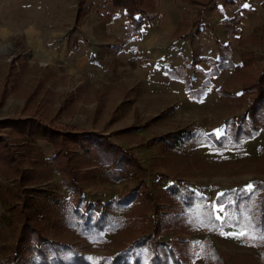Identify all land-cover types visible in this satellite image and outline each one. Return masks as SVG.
<instances>
[{
	"label": "rangeland",
	"instance_id": "1",
	"mask_svg": "<svg viewBox=\"0 0 264 264\" xmlns=\"http://www.w3.org/2000/svg\"><path fill=\"white\" fill-rule=\"evenodd\" d=\"M154 1L157 17L145 20L140 35L125 44L124 10L114 8L110 0H87L92 9L79 20L78 0H0V142L29 178L24 186L31 191L25 198L45 209L39 222L42 235L71 244L92 260L113 256L133 238L150 234L190 251L188 264H214L210 246L220 253L222 260L216 264L227 258V264H264V241L256 245L254 239L229 235L243 231L232 225L194 226L179 220L156 228L162 214L182 207L165 189L172 182L213 202L224 190L245 187L254 178L264 180V122L257 136L235 145L218 148L208 141L210 135L217 136V129L224 134L227 118L233 120L229 132L236 125L253 130L249 116L254 93H243V86L255 82L264 69L263 0ZM198 9L203 13L194 23ZM238 10L242 19L226 30L225 18ZM201 57L224 62L229 58L232 67L207 76L210 67ZM186 59L197 63L186 66ZM165 69L178 77L187 75L192 90L205 79L210 86L199 98L190 95ZM26 118L58 132L106 135L130 150L142 170L135 178H115L78 146L69 147L67 161L64 156L54 159L53 146L37 140L45 157L41 162L35 151L29 154L20 147L12 129ZM180 129H199L206 141L167 149L156 139ZM4 176L0 174V184L12 187L14 177ZM132 192L136 198L119 206L117 202ZM262 194L260 190L256 199ZM79 199L101 202L107 219L103 230L83 233L84 224L73 216L74 209L88 212L77 204ZM107 202L109 207L103 205ZM89 210L95 211L94 206ZM214 212L224 218L223 210ZM3 213L9 212L0 204ZM15 234L0 229V261L11 258Z\"/></svg>",
	"mask_w": 264,
	"mask_h": 264
},
{
	"label": "trees",
	"instance_id": "2",
	"mask_svg": "<svg viewBox=\"0 0 264 264\" xmlns=\"http://www.w3.org/2000/svg\"><path fill=\"white\" fill-rule=\"evenodd\" d=\"M110 2L113 7L124 10L127 19L123 39L125 44L140 35V30L145 20L150 21L156 17V13L152 11L154 0H110ZM262 5H264V0ZM146 6L151 9V14H147L145 11ZM91 7V5H86V0H78L76 20L87 16ZM239 12V10L235 11L231 17L225 18L226 30L240 22L242 16ZM202 13V10L198 9L197 19L192 22L195 23ZM200 60L206 61L210 67L205 72L207 76L217 74L220 69L232 67L229 58L225 62L205 57H201ZM196 63L197 61L185 60V65L187 64L186 66L189 67H193ZM167 74L172 78L180 79L184 83L185 90L190 95L191 93L197 94L198 98L206 93L210 86L209 81L205 79L200 87L192 90L187 75L178 77L170 70L167 71ZM263 81L264 69L255 82L243 86V93H254L251 98L249 116L253 130L248 131L236 125L234 131L229 132L232 129L230 126L233 120L232 118H227L224 120V134L220 135L219 138L217 136L213 138L210 135L209 140L207 138L208 141L211 139V142L216 147L221 148L225 144L235 145L240 140L252 139L258 135L260 123L264 122ZM50 128L43 122L36 120V118L21 119L15 126H12L13 131L17 134V141L20 147H25L26 152L29 154L35 151V155L41 162L45 161V157L36 143L37 140H45L53 146L54 159L57 156H64L67 161L70 157L69 147L71 145L78 146L84 149L88 158L92 159L96 164L107 168L111 176L115 178H135L137 171L142 170L130 150L115 144L106 135L91 131L63 133ZM202 135L203 133L199 129H180L161 135L156 139L167 149H174L179 144H186L191 141L194 143L201 140L206 141V138H202ZM17 164V159L13 153L6 145L0 142V174L5 175V178H7L6 176L14 177L12 187H4L0 184V204L9 212L8 214H0V229L6 227L16 233L15 243L11 245L10 249L11 258L0 261V264H188V257L191 255L190 251L185 253L174 242L167 243L153 238L150 234L135 237L117 254L100 257L96 260L79 253L71 244L47 239L42 235L39 225V222L45 217V209L38 202H28L27 198H25L27 193L31 191L24 186L29 181V178L24 176V172L20 170ZM251 183L254 185L251 191H242L245 187L237 186L222 191L223 196L217 195L215 201L208 202L204 196L196 194L192 190H183L179 186V181L172 182L165 189H167L169 195L177 197L182 207L178 211L162 214L156 228L167 225L172 226L174 225L173 223L179 220L186 221V224L190 223L194 226L205 224L213 227H224L228 224L248 232V235L243 237L245 239H254L253 242L257 245L260 240L264 241L255 232L256 227L264 224V180L254 178ZM260 190H263L262 198L257 200L256 195L260 193ZM36 192L42 193L45 197L49 196L46 190L38 189ZM135 198V193H129L117 203L120 206L123 203L131 202ZM79 203L88 211L86 215H83V212L81 213L77 209L73 210V216L79 217L84 224L82 226V229H85L83 233L85 232V235H87L89 232L94 231L93 229L95 228L103 230L106 227H103V221L107 222V219L105 213L101 211V202L96 201L94 204H92L93 202L83 203L79 199L77 204ZM193 203L196 205L193 206ZM109 204L111 203L107 202L103 205L109 207ZM221 204L224 206V218L222 219L218 218L212 209L214 205ZM92 206H94L95 211L89 210ZM184 208H188V211L184 212ZM165 222H172V224H166ZM31 240L32 242H30ZM26 242L29 244L25 245L24 243ZM209 253L214 264H216L215 260H222L220 253L211 246L209 247ZM29 254L31 255L30 259L25 261ZM226 260L222 261V263L227 264L228 261Z\"/></svg>",
	"mask_w": 264,
	"mask_h": 264
},
{
	"label": "snow or ice",
	"instance_id": "3",
	"mask_svg": "<svg viewBox=\"0 0 264 264\" xmlns=\"http://www.w3.org/2000/svg\"><path fill=\"white\" fill-rule=\"evenodd\" d=\"M245 7H247V5H245ZM215 131L217 133V137L219 138V136L222 135L223 130L217 129ZM253 187H254V185L252 183H249V184H247L245 186V188L242 191H245V192L251 191L253 189ZM233 191H235V190H233ZM223 195H224L223 193H218V196H223ZM223 208H224L223 204H221L219 206V209L215 208V206H214V210H220V211H222ZM255 232L258 233V235H259V237L261 239H264V224H261L260 226L256 227L255 228ZM228 234L229 235H236V236H245V235H248V232H246V231H240L238 233H228Z\"/></svg>",
	"mask_w": 264,
	"mask_h": 264
},
{
	"label": "crops",
	"instance_id": "4",
	"mask_svg": "<svg viewBox=\"0 0 264 264\" xmlns=\"http://www.w3.org/2000/svg\"><path fill=\"white\" fill-rule=\"evenodd\" d=\"M188 1V0H187ZM86 3H87V0H86ZM87 5H91L92 6V4H87ZM115 8V7H114ZM156 8H157V2H155L154 1V6H153V9H152V11H154L155 13H156V17H157V11H156ZM91 9H92V7H91ZM118 9H121V8H118ZM77 11H78V9H77ZM91 11V10H90ZM77 13V12H76ZM90 13V12H89ZM153 20V19H152ZM152 20H150V21H148V22H151ZM180 23H181V21L180 20H178L177 22H176V24L175 25H173L172 26V28H171V26H169L167 29H169V28H171V32L173 33V31L175 32L176 31V29H177V27H179V25H180ZM144 25V24H143ZM224 29V28H223ZM135 39V38H134ZM133 39V40H134ZM132 40V41H133ZM132 41H130V42H132ZM129 42V43H130ZM222 45H224V44H226L227 43V39L226 40H223L222 42ZM128 44V43H127Z\"/></svg>",
	"mask_w": 264,
	"mask_h": 264
}]
</instances>
